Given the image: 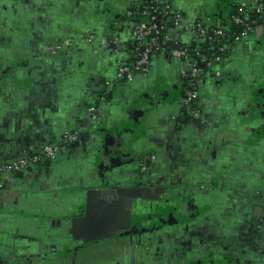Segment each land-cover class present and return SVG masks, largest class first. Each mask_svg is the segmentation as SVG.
<instances>
[{
  "label": "crops",
  "instance_id": "crops-1",
  "mask_svg": "<svg viewBox=\"0 0 264 264\" xmlns=\"http://www.w3.org/2000/svg\"><path fill=\"white\" fill-rule=\"evenodd\" d=\"M143 2L0 0L7 21L23 22L5 32L9 43L0 50V164L34 152L42 130L60 143L65 133L84 128L89 123L87 99L101 111L90 152L100 151L102 139L113 135L102 154L75 152L74 157L41 168L52 173L48 188L43 182L30 184L33 174L6 181L9 197L20 191L14 188L26 184L13 201L0 197V205L9 207L21 229L41 220L35 234L11 239L18 248L9 264H264V131L254 126L260 116L264 118V107L255 112L260 109L253 104L255 97L264 102V29L242 39L231 60L215 64L208 73L202 94L214 105L221 102V109L182 120L172 99L179 95L188 66L169 55L151 63L147 78L138 76L130 84L118 85L109 98H98L104 83L116 79L119 63L129 59L133 23L126 14ZM172 5L187 22L210 23L228 19L234 11L251 13L264 0H172ZM88 36L114 46L96 55V44L87 47ZM172 41L184 47L191 44L180 31ZM62 44L66 49L60 50ZM137 94L149 96L141 105L142 110L152 105L146 112H134ZM166 95L172 98L164 103L169 110L153 111L157 109L153 97ZM145 139L150 140L145 154L161 164L170 166L175 155L181 156V178L186 181L181 186L189 200L185 221L132 243L124 238L95 244L100 233L104 237L103 231L122 225L126 212L120 202H107L85 190L93 182L102 188L104 180L133 176L140 155L131 150L121 156L117 150L139 146ZM195 183L197 187L192 186ZM6 232L13 235V230ZM45 244L56 245L57 251H45ZM8 248L2 244L3 250Z\"/></svg>",
  "mask_w": 264,
  "mask_h": 264
},
{
  "label": "flooded vegetation",
  "instance_id": "flooded-vegetation-1",
  "mask_svg": "<svg viewBox=\"0 0 264 264\" xmlns=\"http://www.w3.org/2000/svg\"><path fill=\"white\" fill-rule=\"evenodd\" d=\"M6 13H7L6 11L0 12V17L2 16L7 17L6 21L0 20V50L4 49L5 46L9 43L8 42L9 37L5 36V32L10 28L13 30H16L20 28L21 25H23L22 21H16V22L7 21L8 15ZM128 13L129 12H127L126 14L127 16L126 19L133 23V19L129 17ZM28 27L30 28L31 26H28ZM261 28L264 29V24H262L261 26H258L254 30V32L248 34V36L260 33ZM263 37H264V33L262 35V38ZM85 40H90V41H88L89 42L88 46L87 45H84V46L91 47L95 44L97 45L98 49L97 51H94V54L96 55H98L101 51H107L110 49L111 46H114L113 42L112 43L111 42H107V43L96 42L95 37L93 36L92 37L88 36V38H86ZM261 41L264 43V39H262ZM240 42L238 41L235 44L234 51L230 54V58L227 62L231 60ZM62 49H66L64 44H62L60 50ZM225 63H222V64H225ZM117 70H118V67H117ZM149 73L150 71L146 75H143L140 77L147 78ZM2 75H3V72L0 71V78L2 77ZM6 77H9V76H6ZM262 77H258V79H261ZM136 78H138V76H135L133 80H135ZM209 79H210L209 76H207L205 79V82ZM131 82H127L125 84H130ZM205 82L201 85L199 89H197L196 98L193 100V103L189 105L186 102V96L188 92V74L186 73L182 80L181 87L178 90L179 91L178 97L174 99L170 98L173 100V104L175 103L176 105L174 109L177 108L178 112H182L181 114L182 120L197 119L201 115L202 112H217L221 109L219 107L221 103L219 102V100H217L219 104L217 103L216 105H214L212 104V101L210 99L204 98L202 94V88L205 85ZM107 83L108 81H106L104 85L106 86ZM135 98L136 100H134ZM135 98L131 97V99L134 100V102L132 103L134 112H141V111L146 112L150 107H152V105L149 104L150 106L147 109L146 108L145 110L141 109L142 103L146 104V101L149 99L148 95L140 96L137 94ZM170 99L167 95L164 97H159V99L154 96L153 102L155 100L156 101L155 103H153V106L157 109H154L153 111L156 110L155 112H167L170 107L165 108L164 103L165 105H167L166 102L170 103ZM156 102L158 103V105ZM263 103L264 102L261 101L258 97L254 98V102H253L254 107L257 105L258 108L260 109L259 111H257V109H254L255 112H261V109L263 110V107H264ZM194 104H196V106H193ZM86 112H89V114L87 115V120L89 121V123H87L84 128L77 130L78 133L81 134L80 136L81 142L80 141L78 142L77 141L78 138H77L75 142V147L71 146V152L67 154L65 152L64 154H62V156L57 160L56 163L60 162L61 160L68 159L72 157L75 154V152L78 153L80 151H83V153L87 154V156L93 155L94 152H96L97 154H102L103 152L101 150L103 149L105 150V146H106L105 143L107 142L108 139L113 137V135L111 134L112 136H110V138L108 137L103 138L102 140L104 141V143L102 144V148L100 149V151L97 150V151L90 152L89 148L91 145V138L93 137L92 134L95 130H96L95 133H97V130L99 128L97 126L99 125V122L101 120V117L99 115H93L92 112H98L97 114H99V112L101 111H98V110L91 111L89 109ZM259 118L260 119L255 121L254 126L255 127L257 126V128H259L260 131H261V128L263 127L262 131H264V118H262V116H260ZM141 119L145 120L143 117H141ZM145 123L148 124L146 120H145ZM69 132H72V131H69ZM179 132L183 134L181 130H179ZM180 136L183 137V135H180ZM47 142H54V141L46 136L45 130H42V132L40 133L38 137L34 150L36 148H39L41 145ZM149 142L150 140L145 139V140H142V142H140L139 146L132 147V148L126 146V147L121 148V150H117L118 155H121V156H125L126 154L128 155V152L131 150L141 156V157L136 156L135 162L138 163L139 168L133 176H130V177L126 176L128 178L118 179V180H113V181L110 179H107L106 181L104 180L105 183L103 184L102 188L98 187L99 186L98 184H97L98 185L97 187L93 186V184H95L93 182V184H91V188L89 189L86 188L85 190L86 194L89 191H91V192H94L93 196L96 194H99L100 198L107 202L108 201L110 203L115 202V201L120 202L126 212V216L127 214L129 215L128 220L125 219L122 222V225L118 226L117 230L115 228L110 227V229H107L106 232L105 231L102 232V235H105L104 237L101 236V233H100V236H96L97 238L96 240H94L95 244H102V243H107L109 241H115V240L117 241L118 239H124V238H128V240H131V243H132L139 239H147V237L150 235L152 236V234L154 235L160 234L166 231L167 226H171L173 224H181L185 221L184 219L185 217L183 216V214L186 213L189 209V200L186 201L187 195L183 194L184 192L183 189L185 187L181 186L186 182L184 181L183 178H181L183 174L181 173V169L183 168V164L181 162L182 161L181 156L175 155V157L172 158V160L174 161L170 162V166L167 164H161L160 162H158L157 159L154 160L153 156H151L150 154L149 155L145 154L150 149V147L148 146ZM24 154H30V153H24ZM90 158L93 159V157H90ZM41 170H42L41 167H36L34 169H31L25 172L24 174H27V175L33 174L32 176L34 177L32 176H31L32 178L30 177L31 182L33 183H30V184L38 185V183L41 184V182H43V185L45 186V188H48V186H50L53 183L51 179L52 173L46 174V173H43ZM96 175L97 174H95V176ZM95 179L97 180L99 179V177H95ZM190 184H194V182H191ZM25 185L21 186L20 189H18L19 186H17L14 189L21 191V189L23 190V188L24 189L26 188ZM192 186L197 187L196 183L195 185H192ZM5 189H6V185H4L2 189H0V197L2 198V200L5 199V201L7 202L13 201L12 197L13 195H15V193H17V195L18 193H20V191L12 192L13 195L9 197L7 196V192H5ZM117 191H121V192L117 193ZM10 198H12V200H10ZM14 199L18 200V197ZM72 199L74 201V198ZM76 199L77 201H80L77 197ZM7 208L9 207L5 206V204L0 205V261L1 262L7 261V262H4L3 264H9V261L10 262L12 261L10 259L11 257H13V253L18 248V245L15 243V241L13 240L12 242L11 239H13L17 235H18L17 236L18 239H20L21 236L24 234L29 235V234H32V232L35 234V230H34L35 226L37 227L41 226V220H38V222L34 221V222H30V224L26 223L24 226V230L21 229L22 227H20V225H18L17 223L19 221L17 220L16 217L10 215V209H7ZM18 209L21 210L20 208ZM14 221H15V224H14ZM3 225H10L11 228L8 229L6 227H3ZM12 230H13V235H12L13 237L11 235L8 236L7 235L8 232L6 231H12ZM2 244L4 245L6 244L7 247H9L8 250H3ZM75 245L76 243H73L71 246L74 248ZM42 246L45 247V251H48V249L52 253L55 252V250L57 251L56 245L52 244L51 246L50 245L47 246V244H45ZM133 251L135 252V249ZM37 257L41 259V249L38 251ZM16 261H21V260L18 259ZM23 263L25 262L23 261Z\"/></svg>",
  "mask_w": 264,
  "mask_h": 264
},
{
  "label": "built area",
  "instance_id": "built-area-1",
  "mask_svg": "<svg viewBox=\"0 0 264 264\" xmlns=\"http://www.w3.org/2000/svg\"><path fill=\"white\" fill-rule=\"evenodd\" d=\"M165 3L164 11L153 8H150V11L149 8H146L148 10L138 14V21L133 24L132 29L135 59L128 65L118 68L116 79L121 82H131L136 75H146L151 69V60L156 58L159 52H164L168 42H171L172 48L168 51V55L184 61L188 66L186 102L190 105L196 98L197 89L203 84L204 74L211 70L215 64L227 62L239 39L254 32L257 27H250L242 17H233L231 22L242 27V30L240 34L234 35L230 41L224 39L225 33L220 27L208 28L207 25L205 26L199 22L186 23L179 12L170 9L169 0H165ZM262 8L263 5H259L256 13H260ZM128 14L132 18L135 12L130 11ZM167 18L182 34L188 35L191 43L194 42L197 47L187 48L174 44L172 41L173 35L165 33L162 24L163 19ZM176 32H173V34ZM206 45H209V48L203 49ZM107 85L109 88L112 87V84ZM77 137V133H67L63 136L60 144L45 143L30 154H23L0 164V189L3 188L8 179L14 177L17 173H25L45 161L53 162L59 159L66 152L67 147L76 142Z\"/></svg>",
  "mask_w": 264,
  "mask_h": 264
},
{
  "label": "trees",
  "instance_id": "trees-1",
  "mask_svg": "<svg viewBox=\"0 0 264 264\" xmlns=\"http://www.w3.org/2000/svg\"><path fill=\"white\" fill-rule=\"evenodd\" d=\"M165 0H152L150 2V0H144L143 4L141 5H132L128 12L130 11H133L135 12V15L132 17L133 19V24L135 22L138 21V14L144 10H148L146 8H153V9H157L159 11H164V8H165ZM169 5H170V9L173 10L174 12H177L174 8H173V5H172V0H169ZM259 5L256 6V8L250 13H246V14H242V13H239L238 11H234L235 13H233L232 15H230V17L228 19H224V18H219L217 21H211L210 23H207L203 20H200V21H194V22H191V23H195V22H199L201 24H204L205 26L207 25L208 28H211V27H220L224 33H225V38L224 39H227V40H232L234 35H238L241 33V30H242V27L240 26H237V25H234L231 20L233 17H242L244 22L245 23H248L250 25V27H258V26H261L262 24H264V5H263V8L261 9L260 13H256V9L258 8ZM151 11V9H150ZM168 17V16H167ZM184 22L186 23H190V22H187L186 20H183ZM254 22V24H253ZM163 26H164V31L165 33H171L173 35V32H176V31H180L179 29L175 28L169 18L167 19H163ZM181 32V31H180ZM248 37V35L246 36H243L242 38L239 39V42ZM116 45V44H115ZM183 46V45H181ZM187 48H194V47H197V44H195L194 42H192L189 46H186ZM200 47V46H199ZM111 48V47H110ZM172 48V43L171 42H168V44L166 45L165 47V50L164 52H159L156 56V58L152 59L151 60V63L155 60V59H158L161 55H166L168 56V51H170ZM209 48V45H206L205 48L203 49H208ZM134 49V38L132 40V42L127 46V54L129 56V59L128 61H122L121 63H119L118 65V68L120 66H123V65H128L129 63L133 62L134 59H135V51L133 52ZM211 70H208L204 76H203V83L205 82V79L208 75V73H210ZM117 74V73H116ZM136 76H141V75H136ZM135 78V77H134ZM127 82H121V81H118L117 79L113 80L112 82H108L107 84H112V87L109 88V86L106 84V86L104 85V90L100 91L99 94L100 96L98 97L99 99H107L109 98V96L111 95V93L117 88L118 85H121V84H125ZM193 103V101L191 102V104ZM193 106H196V104H194ZM98 110V106L96 104H93L90 100L87 99V105L85 106V111L87 110ZM98 112H94L93 115H99L97 114ZM69 133H77L78 135V142L80 140V136L81 134L78 133L77 130H74L72 132H69ZM47 143H50V144H60V143H55V142H47ZM74 144V145H73ZM69 145L66 149V154L71 152V146L72 147H75V142ZM58 160V159H57ZM57 160L53 161V162H49V161H45L43 163H41V165H39L38 167H41V168H44L48 165H53L57 162ZM24 174L23 173H17L15 176H19V175H22ZM14 176V177H15Z\"/></svg>",
  "mask_w": 264,
  "mask_h": 264
},
{
  "label": "rangeland",
  "instance_id": "rangeland-1",
  "mask_svg": "<svg viewBox=\"0 0 264 264\" xmlns=\"http://www.w3.org/2000/svg\"><path fill=\"white\" fill-rule=\"evenodd\" d=\"M135 168H136V172H137V170H138V163H134V165H133ZM128 218H129V215L127 214V216H126V219L128 220Z\"/></svg>",
  "mask_w": 264,
  "mask_h": 264
},
{
  "label": "water",
  "instance_id": "water-1",
  "mask_svg": "<svg viewBox=\"0 0 264 264\" xmlns=\"http://www.w3.org/2000/svg\"><path fill=\"white\" fill-rule=\"evenodd\" d=\"M235 13V12H234Z\"/></svg>",
  "mask_w": 264,
  "mask_h": 264
}]
</instances>
